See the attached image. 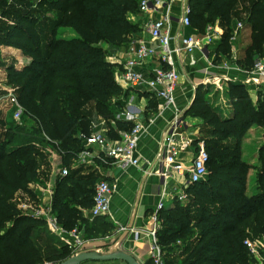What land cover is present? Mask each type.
Wrapping results in <instances>:
<instances>
[{
  "label": "trees",
  "instance_id": "1",
  "mask_svg": "<svg viewBox=\"0 0 264 264\" xmlns=\"http://www.w3.org/2000/svg\"><path fill=\"white\" fill-rule=\"evenodd\" d=\"M14 1L0 0V45L19 49L31 62L22 71L9 69L10 83L19 85L18 100L32 119L36 142L46 144L48 139L57 143L64 153L62 166L68 168L83 149L75 136L88 137L92 132L87 106L92 107V116L111 118V102L122 94L109 49L128 45L132 34L138 32L131 21L138 14V0H42L37 5L46 6L53 14L49 17L46 10H37L33 18L16 11L19 8ZM188 8L196 30L207 26L223 30L212 51L216 61L221 56L231 57L230 38L240 9L245 10L241 23L250 35L238 64L250 70L255 58L264 57V0H188ZM5 17L12 22L6 24ZM30 28L36 32L32 34ZM59 28L71 30L75 37L57 38ZM229 88L234 109L231 119L223 117L201 94L189 109V114L202 119L207 127V174L187 186L184 203L175 202L159 213L157 242L165 264H254L244 241L249 236L264 238V145L255 168L241 160V144L248 130L253 125L264 128V98L254 106L244 87ZM127 126L117 127L125 130ZM109 135L118 137L113 129ZM4 147L0 144V264H39L41 252L36 251L31 238V227L38 221L18 214L8 202L17 186L31 177L27 167L33 161L28 155L32 146L8 151ZM252 169L254 194L247 195V176ZM77 173L70 170L57 180L55 195L60 208L56 217L63 229L89 224L82 211L91 207L95 182L100 178ZM98 221L89 224L87 231L95 233V227L109 226H97ZM52 255L49 261L59 264L69 259L71 252L65 246Z\"/></svg>",
  "mask_w": 264,
  "mask_h": 264
},
{
  "label": "crops",
  "instance_id": "2",
  "mask_svg": "<svg viewBox=\"0 0 264 264\" xmlns=\"http://www.w3.org/2000/svg\"><path fill=\"white\" fill-rule=\"evenodd\" d=\"M165 3L169 4L171 7V33L177 35L181 32L180 20L188 8V0H165ZM138 16L140 17V23L144 25L148 20L157 19L159 14L154 13L149 16H142L139 14ZM135 20L136 17L135 19L131 18L132 23L138 27V32L132 34L128 45L116 49H109L111 53L110 59L112 64H114V73L121 69L122 65L125 63L129 49L135 45V41L142 37L147 39V36L141 33L142 26L138 24L139 21L137 22ZM218 29L221 34L220 39L216 42L221 40L223 33L220 27H218ZM193 30L191 26L190 28L184 29L182 32L184 35H195ZM249 35L250 31L248 29H244L240 32V43L234 42V45L231 43V47L235 49V52L231 55L229 60L225 59L223 56L220 57V64L213 59V50L211 51L212 45L206 48L208 52V62L199 53L193 56L179 53L175 57L176 67L181 75L180 83L176 91V102L185 116V130L190 133L191 136L193 135V139L194 135L198 136L199 133L196 128L192 129V120L199 125L201 119L192 117V115L189 114V109L200 88L205 90L201 95L202 98L207 99L210 104L212 103L211 105L226 119H231L234 113L229 94V86L244 87L254 106L258 100L264 98V84H250L253 82L246 74L248 70L242 69L238 64L244 57V48L246 47L239 48L238 45L241 43L248 44ZM225 63L229 65L228 68H224ZM157 66L158 62L153 60L143 64L141 70L144 74H148L151 69ZM212 78H217L219 81L213 84ZM255 82L254 80V83ZM111 104L119 108L118 118L115 117L116 123L113 124V130L117 133L118 137H121V134L124 133V130L118 129V125H131L132 128L137 122H142L147 126L138 144V156L142 160L140 167H119L118 164L113 163V161L109 163V167H105L102 165L99 158H95L93 164L85 165L79 163L75 156L71 159L67 169L69 170L71 168L70 170H72L71 162L77 163L78 167L73 169L77 170L78 176L94 174V176L98 178L102 177L101 179L111 180L110 184L114 186L115 191L111 198L110 214L102 219H107L110 227L112 225L115 226V232L117 230L119 231L120 227L127 228V231L124 232L117 231L118 234L115 235L114 239L112 237V246L114 248L118 246L121 247L120 245L122 243V247L125 248L127 254L134 257L139 264H146L148 262L146 240L143 238L135 240L134 234L135 232L144 233L153 226L151 213L158 204L160 194L164 189H166V191L175 189L178 193L183 192L187 188L186 178L178 177L172 172L169 174L167 180H163V178L158 175L164 170L161 164L155 163L158 141L162 136L166 123L171 119L170 111L163 109V102L161 100L154 98L145 91L126 88L122 89V94L113 99ZM114 113L116 116L117 112ZM120 115L122 118H120ZM93 118H98L99 122L92 124L103 123V126H100V128L107 127L100 116L93 113ZM152 118H154L153 123L151 125L147 124L148 120ZM98 128L99 127L94 129L92 127V133L99 131L100 128ZM105 130L108 132L107 129ZM262 145H264V128L253 125L242 140L241 160L255 168L257 166L258 152ZM192 154L193 149L191 148L182 156V160L186 164H189L192 160ZM254 176L255 170L252 169L247 176V195L254 194ZM174 204L175 202H173V200L167 198L164 203L165 209L172 208ZM85 211L87 210H83L82 213ZM87 244L88 250L86 247L84 251H94L91 249L99 248L100 243L88 241ZM101 244L105 247L108 245L106 242L104 243V241ZM254 264L256 263L254 262Z\"/></svg>",
  "mask_w": 264,
  "mask_h": 264
},
{
  "label": "built area",
  "instance_id": "3",
  "mask_svg": "<svg viewBox=\"0 0 264 264\" xmlns=\"http://www.w3.org/2000/svg\"><path fill=\"white\" fill-rule=\"evenodd\" d=\"M138 13L142 16L159 14L157 19L148 20L143 25L141 33L145 38H139L135 45L129 49L127 59L121 69L115 72V82L121 89L142 90L149 93L156 99L163 102V109L169 110L171 119L166 123L162 136L158 141V151L155 159L156 164H161L164 168L158 175L167 180L169 174L174 173L178 177L186 178V185L202 181L207 174L208 153L205 142L194 140L190 133L185 130L186 121L183 111L177 106L176 91L180 83L181 75L176 67L175 57L179 53L195 55L199 53L208 60L207 47L220 39L218 26L212 29L206 28L204 36L184 35L182 31L191 27L189 19V8L182 16L181 32L177 35L171 33L172 14L171 7L165 0H138ZM244 30L241 23H237L230 42L234 43L236 37ZM178 44V45H176ZM156 60L158 66L149 71L148 74L142 72V65ZM224 64V68H228ZM251 78L252 85L264 84V58H255L252 68L246 71ZM254 80L256 81L254 83ZM217 78H212V83L216 84ZM0 95V113H10L14 121L20 120L22 109L18 99L5 89ZM5 93V94H4ZM162 113V112H160ZM154 118L149 119L147 124H152ZM103 126V123L92 124L96 129ZM98 128V129H99ZM147 126L142 122H137L129 132L122 133L121 139L114 141L106 136L105 129L101 127L99 131L91 133L88 137L79 136L84 144L83 149L76 155L79 163L90 165L95 158L100 162L113 161L118 166L140 167L141 159L138 156V144L140 138L146 131ZM97 129V130H98ZM193 149L192 160L186 164L182 156ZM60 177L68 175V169L62 166ZM186 190V189H185ZM115 191L113 185L105 180H101L94 189L91 207L83 212V217L89 224L105 218L110 214L111 198ZM169 198L173 202L184 203L187 199L185 191L177 192L175 189L164 191L160 194L159 202L151 213L153 226L144 233L135 232V240L143 238L147 243V259L151 264H165L164 253L157 242V233L160 229L158 217L159 213L165 209V200ZM62 231V230H60ZM127 231L126 227H120L119 232ZM65 231H63L64 233ZM68 237L66 245L74 256L83 252L85 242L80 237L77 229L65 232ZM244 246L248 250L249 256L256 264L264 263V243H257L245 240ZM53 264V263H48Z\"/></svg>",
  "mask_w": 264,
  "mask_h": 264
},
{
  "label": "rangeland",
  "instance_id": "4",
  "mask_svg": "<svg viewBox=\"0 0 264 264\" xmlns=\"http://www.w3.org/2000/svg\"><path fill=\"white\" fill-rule=\"evenodd\" d=\"M20 1V2H18ZM42 0H17L14 1V4H18V8L16 11H20L26 13L29 18H33V16L37 15V10H46V6H39L37 5ZM47 1V0H45ZM13 0H8V3L11 4ZM246 8V7H245ZM15 10V9H14ZM47 11V10H46ZM50 12L47 11L46 16H52L53 13L49 14ZM0 15L1 14V4H0ZM139 15V14H138ZM135 16L136 20L139 21L138 24L142 26L143 24L140 23V17ZM55 16V15H54ZM135 17H132L135 19ZM1 19V16H0ZM245 19V10L240 9V18L236 19L234 22V26L237 23L243 22ZM5 23L9 24L12 22V19L5 17ZM242 24V23H241ZM209 27V26H207ZM206 27V28H207ZM212 29H215V26H210ZM193 31L197 36H204L206 33V29L202 31L196 30L193 26ZM30 32L34 34L36 29L30 28ZM56 37L60 39H70L71 37H75V33H73L69 29L59 28L56 31ZM236 43L240 41V34L236 37ZM217 42H213L212 50H215V45ZM240 43V42H239ZM246 43H241L238 45L239 48L247 47ZM234 45V43H233ZM245 47V48H246ZM237 48V47H236ZM244 48V49H245ZM237 50V49H236ZM235 52V49L232 47L230 48V56ZM214 58H216L215 51L212 53ZM211 54V55H212ZM210 55V56H211ZM222 57V56H221ZM225 59L229 60L230 57L223 56ZM223 58V59H224ZM264 58V57H263ZM216 60V59H215ZM31 62V59L24 55L19 49L15 47H10L6 44L0 45V95L5 89L9 90V92L14 95L17 99L20 96L19 92V85L18 84H11L9 79V69H14L16 71H22L25 67H27ZM218 64L220 61L217 60ZM25 66V67H24ZM43 86L41 87V89ZM205 90L200 88L197 91V95H202ZM5 94V93H4ZM199 97V96H198ZM200 98V97H199ZM200 100H202L200 98ZM204 100V99H203ZM19 102V100H18ZM20 104V102H19ZM212 104V103H211ZM22 109V114L20 120L17 122L10 117V113H0V144L5 145V151L13 150L18 146H32L28 155L33 160L29 162V168L31 170V177L28 182L20 184L17 188L10 194L9 203L14 207L15 211L18 214L30 216L38 221V224L33 225L32 229V240L36 251L41 252L42 262L39 264H48L53 263L49 261V257L51 258L52 252H57L63 249L66 245V241L68 237L65 232H71L72 230L77 229L80 233V237L85 242L84 247H87L88 250V241L99 242V248H92L100 255L110 254V253H118L123 252L126 253L125 248L112 246V241L118 232L115 226L109 227L107 225H103L100 227H95V233H90L87 231L89 224H75L76 226L62 228L59 224L58 218L56 217L57 210H59V205L56 202V188H57V180L60 178V171H61V160L62 155L64 154L57 143H50L48 139H45L46 144H40L37 141L36 133L32 130L33 122L32 119L26 114L24 108L20 104ZM112 117L102 118V120L106 123L107 127H103L107 129L108 132L105 130L106 136L114 141H118L121 137L117 138H110L112 136L109 135L110 130L113 129V124L116 123L115 117L118 115V106H114V104L110 105ZM92 107L87 106V114L90 115L92 118V123H98V118H93L92 116ZM117 112L116 116L115 113ZM123 113V112H122ZM121 116V115H120ZM118 118V117H117ZM122 118V116L120 117ZM117 126V125H116ZM131 126V125H130ZM125 128L124 133L130 131L131 127ZM196 128L199 135H194L195 140H202L205 142L207 140L206 135V126L204 121L201 119L199 125H197L192 120V129ZM92 133V132H91ZM91 135V134H90ZM9 136H11L9 138ZM80 135L75 136L76 140L81 142L79 139ZM110 136V137H109ZM193 138V135H192ZM83 147L84 144L82 143ZM77 155V154H76ZM107 161H105L106 163ZM105 167H109V164H104L101 162ZM81 165V164H80ZM72 170L75 167H78L77 163L71 162ZM71 169V168H70ZM70 169L68 171H70ZM102 178V177H101ZM97 179L95 182V186L100 182L102 179ZM101 223L108 224L109 221L106 220H99L96 225L98 226ZM87 225V226H86ZM95 225V226H96ZM62 230V231H60ZM63 231H65L63 233ZM113 237V239H112ZM246 240L255 241L257 243H264V238L261 236H254V237H247ZM104 241L108 245L105 247L101 243ZM90 244V243H89ZM71 252V251H70ZM127 254V253H126ZM129 255V254H128ZM72 256V255H71ZM54 264V263H53ZM81 264H125L119 261H111V262H84ZM175 264H180V262H176Z\"/></svg>",
  "mask_w": 264,
  "mask_h": 264
},
{
  "label": "water",
  "instance_id": "5",
  "mask_svg": "<svg viewBox=\"0 0 264 264\" xmlns=\"http://www.w3.org/2000/svg\"><path fill=\"white\" fill-rule=\"evenodd\" d=\"M88 261L91 262L119 261L125 264H139L134 257L123 252L100 255L95 251L80 252L74 256H71L69 259L59 264H81Z\"/></svg>",
  "mask_w": 264,
  "mask_h": 264
}]
</instances>
